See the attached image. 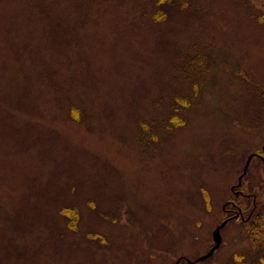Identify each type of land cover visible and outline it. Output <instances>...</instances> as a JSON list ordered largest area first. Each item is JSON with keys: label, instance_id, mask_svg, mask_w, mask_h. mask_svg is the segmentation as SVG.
Here are the masks:
<instances>
[{"label": "rangeland", "instance_id": "1", "mask_svg": "<svg viewBox=\"0 0 264 264\" xmlns=\"http://www.w3.org/2000/svg\"><path fill=\"white\" fill-rule=\"evenodd\" d=\"M262 152L264 0H0V264H264Z\"/></svg>", "mask_w": 264, "mask_h": 264}, {"label": "trees", "instance_id": "2", "mask_svg": "<svg viewBox=\"0 0 264 264\" xmlns=\"http://www.w3.org/2000/svg\"><path fill=\"white\" fill-rule=\"evenodd\" d=\"M160 2H164L165 0H158ZM256 157L262 164L263 167V173H264V153H257ZM262 173V175H263ZM262 179V180H261ZM258 182L261 185V187L264 186V180L263 178H261ZM260 197L262 198V203L260 202H256L254 200V197ZM251 199V202L254 203L255 205H258V211L256 212L255 216L251 218L252 222L250 224V231H251V242L255 243V244H259L256 247H253V249L256 248V250L261 249L264 250V190H260V193H256ZM243 212V209H242ZM236 217H241V214L237 211L236 212ZM256 250H254V252H256ZM262 257L264 258V254L262 255ZM237 261H239V257H237L236 259ZM252 263L253 264H259L258 259L255 257V255L252 258Z\"/></svg>", "mask_w": 264, "mask_h": 264}, {"label": "water", "instance_id": "3", "mask_svg": "<svg viewBox=\"0 0 264 264\" xmlns=\"http://www.w3.org/2000/svg\"><path fill=\"white\" fill-rule=\"evenodd\" d=\"M213 236H214V241H215V244L217 245L219 243V234H218V229H215L214 232H213Z\"/></svg>", "mask_w": 264, "mask_h": 264}]
</instances>
